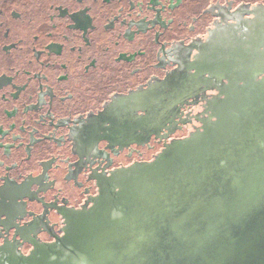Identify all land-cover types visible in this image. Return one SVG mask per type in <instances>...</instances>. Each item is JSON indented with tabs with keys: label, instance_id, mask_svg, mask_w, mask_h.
Segmentation results:
<instances>
[{
	"label": "flooded vegetation",
	"instance_id": "1",
	"mask_svg": "<svg viewBox=\"0 0 264 264\" xmlns=\"http://www.w3.org/2000/svg\"><path fill=\"white\" fill-rule=\"evenodd\" d=\"M264 0H0V248L56 242L116 169L216 121L239 74L206 69ZM261 76L258 77L260 79Z\"/></svg>",
	"mask_w": 264,
	"mask_h": 264
},
{
	"label": "water",
	"instance_id": "2",
	"mask_svg": "<svg viewBox=\"0 0 264 264\" xmlns=\"http://www.w3.org/2000/svg\"><path fill=\"white\" fill-rule=\"evenodd\" d=\"M240 31L212 35L201 56L243 81L216 121L116 169L56 242L2 247L0 264H264V7Z\"/></svg>",
	"mask_w": 264,
	"mask_h": 264
}]
</instances>
